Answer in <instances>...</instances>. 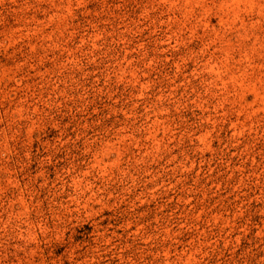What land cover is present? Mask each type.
I'll use <instances>...</instances> for the list:
<instances>
[{
    "label": "rangeland",
    "instance_id": "rangeland-1",
    "mask_svg": "<svg viewBox=\"0 0 264 264\" xmlns=\"http://www.w3.org/2000/svg\"><path fill=\"white\" fill-rule=\"evenodd\" d=\"M0 264H264V0H0Z\"/></svg>",
    "mask_w": 264,
    "mask_h": 264
}]
</instances>
